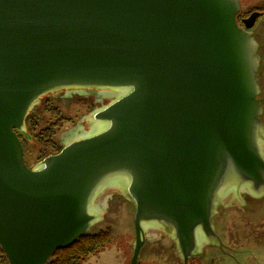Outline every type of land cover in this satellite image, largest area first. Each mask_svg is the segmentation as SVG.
Segmentation results:
<instances>
[{
    "label": "water",
    "instance_id": "1",
    "mask_svg": "<svg viewBox=\"0 0 264 264\" xmlns=\"http://www.w3.org/2000/svg\"><path fill=\"white\" fill-rule=\"evenodd\" d=\"M240 0H0V247L45 264L133 205L130 264L166 232L187 264L220 246V207L264 195L261 10ZM83 93L77 135L33 163L19 134L43 97ZM96 92L107 93L97 97ZM106 208H102V204ZM217 246V247H218Z\"/></svg>",
    "mask_w": 264,
    "mask_h": 264
},
{
    "label": "rangeland",
    "instance_id": "2",
    "mask_svg": "<svg viewBox=\"0 0 264 264\" xmlns=\"http://www.w3.org/2000/svg\"><path fill=\"white\" fill-rule=\"evenodd\" d=\"M240 4L242 11H262L251 31L258 44V75L261 72L264 104V0H240ZM104 94L107 93L96 92L97 97ZM50 96L52 100H44L40 112L36 110L33 118L28 121L32 135L41 143L42 148L25 143L24 159L27 163L38 161L46 152L56 150L61 141H67L78 134L80 126L72 127L93 106L88 94L59 92ZM243 200L240 206L220 207L214 217V228L221 245L216 248L206 247L205 252L217 250L216 256L221 258L213 261L202 253L193 263L189 260L188 264H263L264 252L261 250L264 248V195L259 198L247 196ZM102 208H106L105 203ZM133 212L131 202L123 196L113 195L103 220L91 228L94 232L109 229L110 241L81 258L78 264H130L134 239ZM145 232L150 239L143 243L137 264H181L174 251L175 244L166 232L156 231L155 228H146ZM218 248L226 250V253H221ZM213 259H216L215 256Z\"/></svg>",
    "mask_w": 264,
    "mask_h": 264
},
{
    "label": "trees",
    "instance_id": "3",
    "mask_svg": "<svg viewBox=\"0 0 264 264\" xmlns=\"http://www.w3.org/2000/svg\"><path fill=\"white\" fill-rule=\"evenodd\" d=\"M262 73H264V70ZM260 75L262 76L261 72ZM261 95H263V92L258 97L261 98ZM44 100H52V99L50 97H43L41 100V104L38 108V112H40V108H42ZM33 116L34 114L32 113L28 115L25 120L27 136H23L19 134L18 137L20 138L23 147L25 143H28L31 146L42 148L41 143L37 141L36 137L32 135L31 128L29 127L30 124H28V121L31 118H33ZM59 150H60V145L58 148H56V150H53V152H46L45 155L50 153H56ZM23 152H24V148H23ZM110 239H111V232L109 229H103L96 232L88 231L87 233L78 237L71 244L56 249L48 258L45 264H78L81 258L95 251L98 247L110 241ZM0 264H8V261L3 251L1 250V247H0Z\"/></svg>",
    "mask_w": 264,
    "mask_h": 264
},
{
    "label": "flooded vegetation",
    "instance_id": "4",
    "mask_svg": "<svg viewBox=\"0 0 264 264\" xmlns=\"http://www.w3.org/2000/svg\"><path fill=\"white\" fill-rule=\"evenodd\" d=\"M250 11H251V9H250ZM250 12H249V10H245V11H241L240 13H239V15H238V17H237V19H238V22L240 23V21H241V19L243 18V17H245V16H247L248 14H249ZM241 24V23H240ZM258 78H259V85H260V88H261V93H262V85H261V80H260V78H261V75H260V73H259V75H258ZM262 95H261V98H259L260 99V102H261V104H262V106H263V108H264V104H263V100H262ZM262 120L264 121V113H263V115H262ZM258 237H259V235H258ZM194 262V259L191 261V263H193ZM191 263H189V264H191ZM188 264V263H187Z\"/></svg>",
    "mask_w": 264,
    "mask_h": 264
},
{
    "label": "crops",
    "instance_id": "5",
    "mask_svg": "<svg viewBox=\"0 0 264 264\" xmlns=\"http://www.w3.org/2000/svg\"><path fill=\"white\" fill-rule=\"evenodd\" d=\"M264 241V240H263ZM260 242L261 241H259L258 242V244H260ZM215 248L217 247V246H214ZM219 249V248H218ZM205 251H206V249H205ZM203 252V254L202 255H207V256H209L210 257V259L211 260H213V261H215V260H218V258H221V257H217L216 255H217V250H209V251H207V252ZM219 251L221 252V253H226V250H222V249H219ZM261 251H263L264 252V248H262V250ZM230 253H228V255H229ZM262 254V253H261ZM213 256H215V258L216 259H213ZM262 259H264V256H262ZM256 264H262V263H260V262H257ZM263 264H264V261H263Z\"/></svg>",
    "mask_w": 264,
    "mask_h": 264
},
{
    "label": "bare ground",
    "instance_id": "6",
    "mask_svg": "<svg viewBox=\"0 0 264 264\" xmlns=\"http://www.w3.org/2000/svg\"><path fill=\"white\" fill-rule=\"evenodd\" d=\"M76 135H77V134H76ZM73 137H74V136H73ZM71 138H72V137H71ZM71 138H70V139H71Z\"/></svg>",
    "mask_w": 264,
    "mask_h": 264
}]
</instances>
